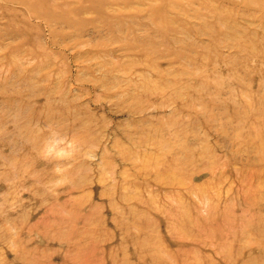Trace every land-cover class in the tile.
Listing matches in <instances>:
<instances>
[{"label": "rangeland", "instance_id": "1", "mask_svg": "<svg viewBox=\"0 0 264 264\" xmlns=\"http://www.w3.org/2000/svg\"><path fill=\"white\" fill-rule=\"evenodd\" d=\"M0 264H264V0H0Z\"/></svg>", "mask_w": 264, "mask_h": 264}, {"label": "clouds", "instance_id": "2", "mask_svg": "<svg viewBox=\"0 0 264 264\" xmlns=\"http://www.w3.org/2000/svg\"><path fill=\"white\" fill-rule=\"evenodd\" d=\"M57 171H60V169H57Z\"/></svg>", "mask_w": 264, "mask_h": 264}]
</instances>
